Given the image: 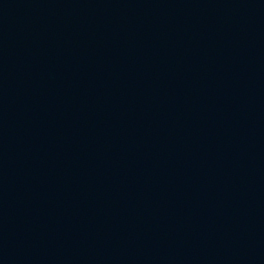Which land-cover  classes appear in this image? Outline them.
I'll return each mask as SVG.
<instances>
[{
    "label": "water",
    "instance_id": "obj_1",
    "mask_svg": "<svg viewBox=\"0 0 264 264\" xmlns=\"http://www.w3.org/2000/svg\"><path fill=\"white\" fill-rule=\"evenodd\" d=\"M0 264H264V0H0Z\"/></svg>",
    "mask_w": 264,
    "mask_h": 264
}]
</instances>
